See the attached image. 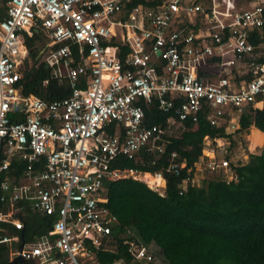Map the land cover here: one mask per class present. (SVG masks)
I'll use <instances>...</instances> for the list:
<instances>
[{
    "label": "built area",
    "instance_id": "2783aa9c",
    "mask_svg": "<svg viewBox=\"0 0 264 264\" xmlns=\"http://www.w3.org/2000/svg\"><path fill=\"white\" fill-rule=\"evenodd\" d=\"M132 1L7 2L0 22V245L15 246L12 261L99 264L94 250L118 224L106 206L105 182L133 178L163 195L164 186L146 180L165 185L160 173L111 168L118 156L133 158L142 148L163 153L166 129L143 123V105L153 98L176 115L167 128L177 119L196 123L205 110L210 125L224 126L226 134L239 129L246 106L262 104L264 63L256 49L264 53V44L256 47L249 37L264 30V0L240 7L234 0H160L129 10ZM38 27L48 39L41 62L67 81V98L44 101L22 93L23 33L32 36ZM208 149L215 155L205 170L228 171L231 181L230 162L217 159L226 150ZM175 157L168 171L178 173L185 165ZM27 215L47 217L52 226L24 241L17 232ZM130 251L141 264L156 261L145 247Z\"/></svg>",
    "mask_w": 264,
    "mask_h": 264
},
{
    "label": "trees",
    "instance_id": "16d2710c",
    "mask_svg": "<svg viewBox=\"0 0 264 264\" xmlns=\"http://www.w3.org/2000/svg\"><path fill=\"white\" fill-rule=\"evenodd\" d=\"M1 1L7 5L8 0ZM159 1L133 0L126 8L130 10L138 4L152 7ZM5 16L6 7L0 8V22ZM249 40L256 47L264 44V30L252 31ZM23 42L27 53L18 69L22 93L44 101L69 97L71 89L67 81L54 78L41 62L40 54L48 42L44 31L38 27L32 36L23 33ZM127 52L123 47L122 62ZM256 52L257 61L264 63V53L258 48ZM74 59L78 61L76 48ZM143 109L146 127L166 129L163 153H150L142 148L133 158L118 156L111 168L160 173L165 181V185L160 181L164 193L160 195L133 178L105 182L106 206L118 224L108 241L94 250L98 263L122 260L124 264H141L130 251L135 245L160 257L162 264H264V150L249 154L246 163L231 164L234 175L231 181L218 176L205 179L201 185L192 184L206 140L231 141L235 133L250 128L264 133V97L261 107L244 108L239 129L233 134H226L224 126H211L205 110L199 113L196 123L177 119L167 128L168 120L176 116L173 111L161 110L156 98L143 105ZM176 130L179 135H172ZM251 134L258 140L253 146L260 145L262 134ZM172 154L176 156L174 163L185 165L178 173L168 171ZM148 184L151 187V182ZM24 226V237L32 238L48 231L52 221L30 216L24 218ZM8 255V248L0 245V264H11ZM24 264L32 263L24 261Z\"/></svg>",
    "mask_w": 264,
    "mask_h": 264
},
{
    "label": "rangeland",
    "instance_id": "374dc122",
    "mask_svg": "<svg viewBox=\"0 0 264 264\" xmlns=\"http://www.w3.org/2000/svg\"><path fill=\"white\" fill-rule=\"evenodd\" d=\"M234 1L236 3H238V6L240 7L241 2L247 3L248 0H234ZM5 7H6V4H4L0 0V8L4 9ZM234 68H235V70H237V66H234ZM250 130L248 129V130H244V131L235 133L233 135L231 141L228 139H219L217 141L209 142L210 144H208V142L205 141V145H204L205 146V149H204L205 152L203 151L202 156L206 157V158L203 159V162L199 161V164L197 163L195 165L196 172H194L192 184L201 185L205 179L218 177V176L221 178L223 177L224 179H228L227 177H229L231 174L230 172H228V171L224 172L223 170H220L218 172H211L209 170H205V168L203 166L204 162H206V160L208 158H211L213 155H215L214 153L211 154V153H208L206 151L208 149L206 145H210L208 150L215 149L218 145H219V147L224 148V150H226V154L225 153H223V154L219 153L217 159H219V158L227 159L230 162V165L231 164L234 165L237 162L246 163L248 161V155L249 154H259L260 151L264 150V139L263 138H262L263 140L260 143V145L258 144L256 146H253V144L258 140L255 139L254 136H252V134L250 136H248ZM232 131H233L232 129H229L227 131V133L233 134ZM172 135H176V136L179 135V131L178 130L172 131ZM217 150H218V148H217ZM159 181L160 180L153 178V177H149L147 179V183L151 182V187H153V188H156L159 185ZM160 185H161V183H160ZM159 187H161V186H159ZM161 191H164V190L161 189ZM8 248L11 249L12 246H8ZM153 255L155 256L154 253H153ZM156 262H157V264H162L160 257H158V258L156 257Z\"/></svg>",
    "mask_w": 264,
    "mask_h": 264
},
{
    "label": "crops",
    "instance_id": "0c3cea01",
    "mask_svg": "<svg viewBox=\"0 0 264 264\" xmlns=\"http://www.w3.org/2000/svg\"><path fill=\"white\" fill-rule=\"evenodd\" d=\"M6 17V16H5ZM27 53V52H26ZM262 106V104H259L257 107H261ZM251 129V130H250ZM249 130H250V132H249V135L248 136H250L251 135V133L252 132H258V133H260V134H262V136H263V139H264V133H262L261 131H259V130H257V129H255V128H250ZM262 139V140H263ZM204 158H206V157H202L201 158V160H200V162L204 159ZM198 164H199V162H198ZM195 172H196V167H195ZM20 174V170H18L17 172H10V175H14V176H18ZM30 216H33V215H27V216H25L24 218H26V217H30ZM34 216H36V215H34ZM39 217V216H38ZM25 227V226H24ZM11 229V228H10ZM11 230H13V229H11ZM24 230V229H23ZM22 230V231H23ZM22 231H19V232H17V234L20 236V238L22 239V240H24V241H29L31 238H29V237H24V235H23V232ZM34 237V236H33ZM4 246H6L7 248H8V246L7 245H4ZM13 248H15V246L12 244V248L11 249H9L8 248V258H9V262H11V264L14 262V261H16V260H14V261H12L11 260V253H10V251L13 249ZM96 257V256H95ZM97 259V258H96ZM31 262V261H30ZM32 264H34L33 262H31Z\"/></svg>",
    "mask_w": 264,
    "mask_h": 264
},
{
    "label": "water",
    "instance_id": "95a60500",
    "mask_svg": "<svg viewBox=\"0 0 264 264\" xmlns=\"http://www.w3.org/2000/svg\"><path fill=\"white\" fill-rule=\"evenodd\" d=\"M160 53L158 52L157 55H159ZM12 264H24V260L21 258H18L16 261H14Z\"/></svg>",
    "mask_w": 264,
    "mask_h": 264
},
{
    "label": "bare ground",
    "instance_id": "6f19581e",
    "mask_svg": "<svg viewBox=\"0 0 264 264\" xmlns=\"http://www.w3.org/2000/svg\"><path fill=\"white\" fill-rule=\"evenodd\" d=\"M149 177L147 176L146 177V180L148 179ZM156 179H158V180H160L161 181V179H159V178H156ZM160 181H159V185L157 186V187H159L160 186Z\"/></svg>",
    "mask_w": 264,
    "mask_h": 264
}]
</instances>
